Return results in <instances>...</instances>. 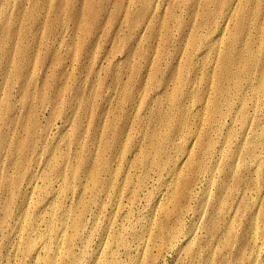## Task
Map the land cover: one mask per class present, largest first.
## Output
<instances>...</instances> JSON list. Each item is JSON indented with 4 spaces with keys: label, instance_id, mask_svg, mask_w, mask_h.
<instances>
[{
    "label": "rangeland",
    "instance_id": "1",
    "mask_svg": "<svg viewBox=\"0 0 264 264\" xmlns=\"http://www.w3.org/2000/svg\"><path fill=\"white\" fill-rule=\"evenodd\" d=\"M30 1L32 5L35 0ZM42 1L49 3V0ZM58 1L61 2L60 10L64 12L59 8L49 9L46 5L49 11L46 8L37 11L40 21L30 22L27 26L36 35L26 38L32 37L28 39L30 41L27 40L32 46L26 43L27 50L31 51L27 53L26 50L25 56L30 54L26 57L29 60L32 57L30 66L35 68V82L39 89L36 88V94L33 92L28 97H36L31 101L27 96H24L25 100L21 99L18 89L12 88V102L19 107L20 97L17 112L20 110L18 113L25 115L26 125L30 123V109H33L30 105L35 106L32 113L36 118V153L26 165L32 170L31 173H46L53 181L55 206L49 244H56L54 231L57 228L65 223L67 235L72 230L71 223L77 220L79 227L74 236L73 250L76 254H82L78 264H99L104 258L108 264H129L142 262L146 257L147 264H205L204 259L211 257L210 252H214L220 226L230 222L236 236L229 237V244L234 245L236 238L241 236L256 237L258 244L254 246L251 240L247 250L253 245L255 252H252H261L258 262L264 264V238L261 236L264 232V170L261 177L260 172L254 170L255 158L264 161V140L260 142L256 139L257 135L264 134V106L255 97L246 98L247 108L245 114L241 115L240 100L232 89L235 88V79H223L227 94L221 97L212 88L208 89L207 73L199 71L195 74L189 70L182 54L190 28L194 27L199 34L213 33L215 21L199 23L196 21L197 11H202L203 20H207L213 12H204L203 0H66L68 3L65 0H52V4L56 5ZM228 1L235 7L239 4L237 0ZM26 2L28 7L30 2ZM258 3H262L261 8L264 9V3ZM44 20H48L47 23ZM58 20L61 22L58 23ZM40 22H44V26ZM36 24L41 25L38 27ZM45 25L47 29H44ZM260 41H254V44L264 49V42ZM194 46V61L200 63L195 53L199 55L204 45L196 42ZM171 66L182 73L188 82L185 81L187 84L176 93V98L169 99L173 83L167 79V75ZM229 67L236 69L233 65ZM245 78L240 76L239 80L244 82ZM192 80L197 83V87L189 86ZM198 88H201L202 95L207 91L209 97L216 95L219 106L204 113L197 109ZM185 90H191L194 94L186 96L183 105L185 111H182ZM246 94L251 95L249 91ZM227 111L231 112L225 116L223 123L222 114ZM194 129L199 132L200 140L204 138V141L201 144L196 141L191 146L190 138ZM252 134L256 136L253 138ZM167 135L170 140L164 145L170 154L169 161L178 160L182 152L188 149L195 156L197 150V158L200 152L202 154L200 160L203 166L211 164V178L215 179L212 184L208 181L207 169L199 168V177L193 184L192 194H187L184 199L186 206L171 215L170 225H177L178 212H181L182 219L178 221L180 235L172 239L168 231L158 232L157 227L151 224L154 217L150 205L169 193L168 186L176 177L175 171H172L174 164L167 162L165 170L163 168L161 172L154 165L143 161L149 137L163 143V137ZM246 136L251 141L245 145ZM20 140L28 143L29 137L22 134ZM205 147L206 153H203ZM25 154H30L28 148H25ZM157 159L165 162L168 157L162 155ZM230 163L238 166L242 180L229 173ZM248 166L249 169L244 168ZM74 172L78 175L75 176ZM94 173L97 180L91 177ZM193 176L190 173L188 178ZM222 178L224 190L217 192L218 202L213 203V195L218 189L216 182ZM37 182L43 187L41 179ZM32 200L33 204H39V195L34 192ZM252 216L258 219L257 229ZM248 223L251 225L249 229ZM132 227L138 230L139 237L148 239L147 250L145 248L142 251L137 246L139 237L134 242L136 236H129L127 231ZM245 228L247 231H244ZM124 233L128 245L126 249L120 240L115 239ZM188 236H193L192 244ZM246 241L244 238V243ZM190 245L197 247L195 249L198 251L193 249L187 252ZM203 245L208 247L207 251ZM60 246L63 250L65 243L61 242ZM222 251L223 254L219 253ZM222 251H217L211 257L212 261L220 259L219 256L229 257V253ZM197 252L202 253V259ZM228 259L232 260V264H237L236 257L230 255Z\"/></svg>",
    "mask_w": 264,
    "mask_h": 264
},
{
    "label": "bare ground",
    "instance_id": "2",
    "mask_svg": "<svg viewBox=\"0 0 264 264\" xmlns=\"http://www.w3.org/2000/svg\"><path fill=\"white\" fill-rule=\"evenodd\" d=\"M28 1L30 3H29V6L27 7L26 0H0V264H78V262L80 261V258L82 257V254H76L73 250V246L75 244L74 236L78 230L77 228L79 227V221L74 220L71 223L72 230L67 235L64 230L65 223L61 227L57 228L54 231L56 244L52 246L49 244L48 242V239L50 238L49 232L51 231V220L54 214V206H55L54 196L52 193L53 181L51 180L52 178L50 179L48 174L46 173H39V174H36L34 172L31 173L32 170L29 169L26 165V163L31 162V157L33 156L34 153H36L35 141H36L37 136L34 130L36 118L34 114L32 113L35 110V106L33 107L32 106L33 104L31 103L32 105H30V108H33V109L32 110L30 109L31 111V114H29L30 123L26 125L27 119L24 118L25 115L24 116L20 115V113H18L20 112V110L17 112V108H20V102H19L20 97H19V100L16 99L18 100L19 107L15 106V103L12 102V88L16 87L18 89V92H20V95H21V99L22 98L24 99L25 98L24 96H27V98H29L28 95L32 96V93L36 91V88L38 89L37 84L35 82V78H36L35 68L34 66H30L32 57L30 58L31 60L30 61L29 58H26V57H29L28 55L30 54H27V56H25L26 50L28 49L26 47L27 40L29 38L31 39L32 37H29L27 40L26 38L29 35L34 34V32L32 33L30 27L28 28L27 26L29 25L30 22L37 23L36 21L39 20V17H38L39 14L37 15L38 9L40 8L45 9L47 5V8L49 9L59 8L60 10V4H61V2L59 1L56 3V5H54L52 4V0L51 1L49 0V3L44 2L42 0H35V1L33 0L34 1L33 4L30 5L31 1L30 0ZM203 1L205 5L203 9L204 12L212 11L213 14H211L207 20H203L202 14H201L202 11L201 13L197 11L198 17L196 18L195 16L197 20L194 19V21L196 20L199 23H205L207 21H211V22L215 21L214 28L212 29L211 27V29L213 30V33H212L213 35L212 34L209 35L210 33L208 34L207 32H206L207 34H199L197 29H195L194 27L190 28L191 30L189 31V34L187 33L189 35L188 42H187L188 45L183 41L186 44V47H185V50L182 52L187 67L189 68V70L191 69L192 72H194L195 74L199 71H205L207 73V78L209 77V82H208L209 88L208 89L212 88L215 91V93L221 97H224L227 94V90L225 87H223V84H222L223 79L225 78H227V80L235 79L234 80L235 88H232V89L235 91L238 99L240 100L241 115L245 114V108H247L246 98L255 97L254 99L258 100L261 103V105L264 106V49L259 47L261 45L255 46L254 44L255 43L254 41H257V40L258 41L261 40L264 42V9L261 8L262 3H258L259 1H262L264 3V0H237L239 1V4L236 7L235 5H232V4L230 5L228 0H203ZM237 1L236 3H238ZM66 2L67 1L65 0V3ZM62 7L64 9V6ZM47 11L49 10L47 9ZM60 11L64 12L63 10H60ZM49 14L51 15V13ZM52 14H53V11H52ZM54 14H57V13L54 12ZM191 15H192V12H191ZM50 17L49 19H51ZM64 17L66 18L65 15ZM47 21L45 23H47ZM232 21L234 22L233 23L234 25L231 23ZM60 22L61 21L58 20V23ZM192 23L194 24L195 22H192ZM55 24H56V21H55ZM231 24L233 25V27L231 26ZM62 27H64V25H62ZM34 28L37 29L35 26ZM41 28L43 27L41 26ZM44 29H47V26ZM44 29H42V31H44ZM39 40H41V38ZM191 40L195 41V43L200 42V44L202 43L204 45L203 48L198 46V48H202V50L199 51L200 52L199 55L195 53V55L198 56L197 58L200 60V63H197L196 61H194V57H196V56H193V49L195 47L194 46L195 43L191 42ZM33 41L35 43V39H33ZM27 44L29 45L30 43L28 42ZM179 45H180V42H179ZM197 45H199V43ZM30 51L27 50V53L28 52L30 53ZM177 51H179V49ZM37 59H39V57ZM207 63H208V66H205ZM151 64H153V62H151ZM230 65H233V67H236V69H230L229 67ZM168 71L169 73L167 75V79H170L173 83L172 94L170 96L168 95L169 96L168 98L169 99L172 97L176 98V93L180 91L181 88L185 84H187L185 83V81H187V78L183 77L182 73H180L179 71L174 70L173 66H171L168 69ZM64 74H67V73H64ZM240 76H246L244 82L239 80ZM196 82H199V81H196ZM205 84H207V82H205ZM189 86L193 88V86L197 87L198 85L192 80L189 83ZM200 89L199 91H197L198 95L196 96L199 98V101H198L199 105L197 109L201 110V112L203 113L207 111L211 112L212 110L216 109L219 106V101L216 98V95L213 94L215 97L213 96L209 97L208 91L203 93L202 95V90ZM191 90H185V92L183 93L182 106L185 103L184 99L186 98V96L193 93ZM246 91H249L251 95L247 96ZM34 93L36 94V92ZM33 97H36V96H33ZM33 97H31V99H34ZM28 103H30L29 100H28ZM52 104L54 105V103ZM196 104H197V101H196ZM182 111H185V107L182 109ZM230 112L231 111H227L224 114H222L223 123H224L225 116ZM21 113L23 114V112ZM183 123L184 122L180 124L182 125ZM22 134H25L27 137H29L28 143L20 140V137L22 136ZM252 136L254 138L256 135L252 134ZM256 139L262 142L264 140V134L257 135ZM169 140H170L169 135L163 137V143L162 141L160 142L159 139L157 140V138L153 139L152 136L149 137L148 145H147L148 148L146 150V153L143 155L144 157L143 161L146 164L154 165L161 172L165 170L164 167H166L165 164L167 162L170 165L174 164L172 171H175L176 177L174 178V180H172L173 181L172 184L168 186L169 193L165 195L163 199L154 200L150 205V207L153 209L152 214L154 217L152 219L151 224L157 227L158 232L168 231L169 236L172 239L176 237L177 235H180L181 226H178L179 225L178 221L180 222L182 219H181V212H178L176 214L177 225H170L169 221L171 219V215L172 213L175 214V210H178L181 207L186 206L184 199L187 197V194H192V188L194 187L193 184L196 182V180L199 177L197 175V171L199 170V168L203 167V170L207 169V171L209 172V174L207 175L208 181H210L212 184L213 182H215V179L213 180L211 178V170H212L211 164L210 165L207 164L206 166H203V162L200 160L202 158V154L200 152L197 158V154H196L197 150L195 151L196 152L195 156L191 153V150L188 149L182 152V155L177 158L178 160L175 159V161H173L171 159L173 162L169 161L170 154L167 152L166 147L164 145V143L168 142ZM190 141H192V144H191L192 146L194 143H196V141L200 142L201 144L204 141V138L200 140L199 132H197L194 129L193 132L191 133ZM250 141L251 140H249L246 136L245 145L249 143ZM25 148H28L30 150L29 155L25 154ZM203 153H206V147ZM253 153H254V150H253ZM162 155H166L168 157L167 161L165 162L158 161L157 157L162 156ZM182 156H186V157L184 158ZM218 156L222 157V155L220 154ZM255 159H256V162L254 164V170L259 171L260 172L259 176H260L261 174H263L264 161L261 160L260 158H255ZM243 161L244 160H242V162ZM244 168L249 169L250 167L248 166ZM238 170L239 169L237 165H233L231 163L229 164V173L233 177H237V178L239 177L240 180H242L240 176V172ZM190 173L194 174L192 178H188V175ZM74 175L77 176L78 173L74 172ZM91 177L94 180H97L96 173L91 174ZM39 179H41L44 182L43 187L42 186L40 187V185H38L37 181ZM219 180L220 181L217 180L218 182H216L218 185V189L216 190L215 195H213V203L218 202L217 197H216L217 192L224 190V187H223L224 179L222 178ZM144 181L142 183H144ZM165 181L166 180H163V182ZM22 183H24V186H22ZM182 186H185L184 189H182ZM34 192L35 194L39 195V201H38L39 204H36V202H34L33 204L32 195ZM180 194L182 196H179ZM245 195H246V192H245ZM133 196H135V191H134ZM259 209H256V210H259ZM212 212H213V209H212ZM256 213L260 214V212H256ZM262 214H264V212ZM216 216H218V214H216ZM253 218L254 216H252V221H255L254 222L255 229H257L256 221L258 219H256L257 217L255 219ZM216 222L217 221H215V223ZM215 225H218V224H215ZM231 226L232 225L230 224V222L228 225L224 223L223 226H220V230H219L220 233H218L219 235L215 242V246H214L215 248L213 250L214 252H210L211 257L212 256L214 257L217 251L224 250L225 252H227V254L229 253L228 255L229 257L231 255L237 258L238 260L237 264H259L258 259L260 257L261 252L260 251H259L260 253L252 252V251L255 252V249H253V247L257 243V240H256L257 238L255 237L254 239V238H246L245 236H241L240 238H236L234 245L229 244V237L234 235L235 233L231 229ZM206 228L209 229L208 226ZM247 228L248 229L251 228L250 223H248ZM244 231H247L246 228ZM127 232L129 236H133V234L136 236L133 238L134 242L139 237L138 230L133 227ZM125 234L126 233L120 234L119 236L115 237V239L120 240L124 249H126L128 246L126 244V240L124 239ZM261 234H262L261 235L262 238H264V232H262ZM227 236L228 238H226ZM244 238L247 240L245 243H244ZM188 239L189 240L191 239V241H189L191 242V244L192 242H194L193 236L192 237L188 236ZM214 239H215V236H214ZM251 240L255 244L254 246L251 245L250 249L247 250V246L250 245ZM61 242L65 243V248L63 250L61 249V246H60ZM220 242H222L221 245L219 244ZM137 244H138L137 246L142 251L145 250V248L147 250L148 239L141 236L138 238ZM198 246L199 244L197 245V247ZM195 248H193L192 245H190L187 248V252L193 251V249ZM206 249H208V247L207 248L205 247L204 250ZM194 253L196 254V252ZM219 253L223 254V251ZM199 254L201 257L202 253H199ZM211 257L207 256L204 259V263L205 264H232L233 263L232 260L230 261V259H228L229 257L225 258L224 256V258H221V256H219L220 259H217L215 262L212 261L213 258L211 259ZM146 259L147 257L142 262L141 261L129 262V264H147L148 259L147 260ZM99 264H108V263H107V260L104 258L101 260Z\"/></svg>",
    "mask_w": 264,
    "mask_h": 264
}]
</instances>
